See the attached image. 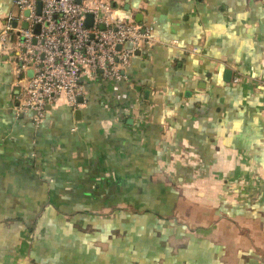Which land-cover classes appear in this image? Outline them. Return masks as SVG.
<instances>
[{
	"label": "crops",
	"instance_id": "0c3cea01",
	"mask_svg": "<svg viewBox=\"0 0 264 264\" xmlns=\"http://www.w3.org/2000/svg\"><path fill=\"white\" fill-rule=\"evenodd\" d=\"M113 1L161 41L40 125L0 52V264H264V0Z\"/></svg>",
	"mask_w": 264,
	"mask_h": 264
},
{
	"label": "built area",
	"instance_id": "2783aa9c",
	"mask_svg": "<svg viewBox=\"0 0 264 264\" xmlns=\"http://www.w3.org/2000/svg\"><path fill=\"white\" fill-rule=\"evenodd\" d=\"M14 5L17 12L9 11L0 26V52L12 54L14 82L24 86L17 112H30L36 125L62 97L78 106L90 79L128 80L137 50L161 41L152 25L121 17L113 0H14Z\"/></svg>",
	"mask_w": 264,
	"mask_h": 264
},
{
	"label": "rangeland",
	"instance_id": "374dc122",
	"mask_svg": "<svg viewBox=\"0 0 264 264\" xmlns=\"http://www.w3.org/2000/svg\"><path fill=\"white\" fill-rule=\"evenodd\" d=\"M117 8V7H116ZM14 12H17V9H16V6H14ZM176 183V182H175ZM170 189H172L173 190V192H174V194H175V197H177V194L178 193H180V191L178 190V187L177 186H172V187H170ZM171 190V191H172ZM176 192V193H175ZM172 194V193H171ZM175 204H176V202L174 201V202H169L168 203V206H167V204H162L163 205V207L164 208H162V209H160L159 207H160V205H161V203H156V206H154V207H156L155 208V210L156 209H160L161 211H163V210H165V212L166 211H169L168 213H170L173 209H174V206H175ZM172 209V210H171ZM167 213V214H168ZM144 220L146 221V218H138V223L139 224H143L144 223ZM169 223H170V225L173 227V226H175L176 227V225H178V226H182L184 223H182V224H180V223H178L177 222V220H172V219H169ZM176 233V232H175ZM159 237H161V234H159L158 235ZM165 242V241H164Z\"/></svg>",
	"mask_w": 264,
	"mask_h": 264
},
{
	"label": "water",
	"instance_id": "95a60500",
	"mask_svg": "<svg viewBox=\"0 0 264 264\" xmlns=\"http://www.w3.org/2000/svg\"><path fill=\"white\" fill-rule=\"evenodd\" d=\"M40 7H41V2H39V10H40ZM29 11H27L28 13ZM92 20H93V14L92 13H88L87 15V24H91L92 23ZM24 25L26 26L27 25V22H24ZM37 30H39V27H37ZM120 47V46H119ZM137 53H140V50L138 49L137 50ZM31 73V71H30ZM225 78L226 79H230L231 78V70L228 69L225 73ZM81 98V97H80ZM79 111V110H78Z\"/></svg>",
	"mask_w": 264,
	"mask_h": 264
}]
</instances>
